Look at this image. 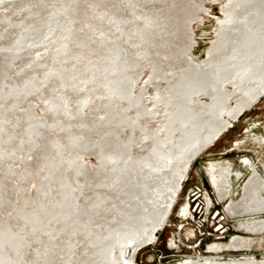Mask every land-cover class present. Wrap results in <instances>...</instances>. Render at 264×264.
<instances>
[{
    "label": "water",
    "instance_id": "1",
    "mask_svg": "<svg viewBox=\"0 0 264 264\" xmlns=\"http://www.w3.org/2000/svg\"><path fill=\"white\" fill-rule=\"evenodd\" d=\"M0 91L179 264H264V0H0Z\"/></svg>",
    "mask_w": 264,
    "mask_h": 264
}]
</instances>
